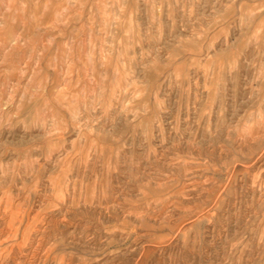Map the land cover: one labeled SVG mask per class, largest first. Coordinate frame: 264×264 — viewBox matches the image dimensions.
I'll use <instances>...</instances> for the list:
<instances>
[{"label":"rangeland","instance_id":"obj_1","mask_svg":"<svg viewBox=\"0 0 264 264\" xmlns=\"http://www.w3.org/2000/svg\"><path fill=\"white\" fill-rule=\"evenodd\" d=\"M0 264H264V0H0Z\"/></svg>","mask_w":264,"mask_h":264}]
</instances>
